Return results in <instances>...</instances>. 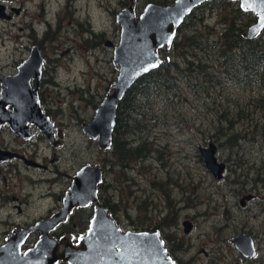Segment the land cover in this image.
Masks as SVG:
<instances>
[{"label": "rangeland", "instance_id": "rangeland-1", "mask_svg": "<svg viewBox=\"0 0 264 264\" xmlns=\"http://www.w3.org/2000/svg\"><path fill=\"white\" fill-rule=\"evenodd\" d=\"M135 1L139 15L148 3L171 5L175 0ZM224 2H218L215 10H195L178 29L172 48L161 51L170 58L160 68L166 89L158 86L151 100L141 102L139 109L149 110H141L143 121L135 126L145 130H136L131 137L141 138L150 154L126 171L109 165L110 160L114 163L111 153L101 151L84 134L82 124L92 120L116 79L113 51L104 43L118 44L115 15L127 7L128 0H5L0 4L12 15L10 21L0 18V72L15 74L35 40L43 46L41 105L63 138L57 148L42 134L23 143L25 155L34 156L50 173L25 169L17 161L4 168L12 193L20 201L27 199V223L42 220L50 207L58 206L55 194L69 191L83 165L98 164L104 170L99 199L111 208L123 232H158L167 254L180 264H264V90L225 83L215 61V45L220 44L225 24L244 33L255 17L242 12L237 2ZM10 7L19 13L10 14ZM192 64L196 68L190 71ZM233 136L239 138L235 144L229 141ZM210 143L218 149L217 161L225 165L218 182L198 150ZM50 151L58 159L49 165L45 158L52 159ZM13 168L19 172L9 170ZM249 196L253 198L244 199ZM89 215V210L74 212L75 233L85 231L81 221ZM185 221L193 225L189 234L184 233ZM240 235L253 239L254 259L243 258L232 244Z\"/></svg>", "mask_w": 264, "mask_h": 264}, {"label": "water", "instance_id": "water-1", "mask_svg": "<svg viewBox=\"0 0 264 264\" xmlns=\"http://www.w3.org/2000/svg\"><path fill=\"white\" fill-rule=\"evenodd\" d=\"M208 1L176 0L170 6L148 4L136 18L134 0H129L128 7L115 15L120 27V40L113 48L112 61L117 70L116 81L95 109L92 120L82 124L84 134L96 141L101 150L111 148L117 108L126 92L139 78L165 61L158 50L170 48L176 30L185 17ZM227 1L238 2L243 12L256 17V22L243 34L244 38L253 39L264 30V0ZM3 17L0 8V18ZM106 45L108 48L113 46L109 41ZM43 64L44 59L39 50L33 47L29 57L17 67L15 75L1 78L2 87H6L2 100L12 105L11 113L5 114V122L10 125L12 132L21 139H30L34 133L29 130L28 124L35 125L52 143L55 128L40 108L38 85L35 89L30 85L33 78L37 82L40 80ZM57 134L61 136L60 131ZM198 150L205 168L216 181H221L225 165L216 159L217 147L210 143L207 148L198 147ZM101 183L99 165L82 166L75 174L69 191L64 194L59 212L48 220L36 222L27 231L12 236L0 247V264H174L166 254L158 232L121 231L98 199V186ZM246 199H251V196ZM90 205L93 206V214L77 245L72 244L71 238L56 240L50 236L54 229L67 221L73 210ZM183 227L185 233L192 229L188 222ZM32 232L40 233L39 238L22 253L20 248ZM232 243L243 256L249 258L256 255L253 241L246 235L233 238Z\"/></svg>", "mask_w": 264, "mask_h": 264}, {"label": "trees", "instance_id": "trees-1", "mask_svg": "<svg viewBox=\"0 0 264 264\" xmlns=\"http://www.w3.org/2000/svg\"><path fill=\"white\" fill-rule=\"evenodd\" d=\"M217 4L215 1H209L203 7L215 10ZM225 25L227 29L224 30L221 36L220 44L215 45L217 47L215 61L225 78V83L250 90L258 86L264 90V32L254 39H246L243 37L244 33L237 29L235 25L231 23ZM163 66L160 68H163ZM162 71L156 70L139 78L119 103L112 145L109 150L114 163L110 160L109 165H117L126 171L131 168L133 163L146 160V157L150 154L149 148L147 146L143 147L141 138L133 141L131 137L136 130L140 132L145 130V128L135 126L143 121L141 120L143 117L141 116L140 118L141 110L146 112L149 110L146 106L141 107L140 110L141 102L146 100L145 103H147L148 100H151L159 91L158 86H166V81L161 79ZM255 130L257 131L256 128ZM238 139L237 136H233L229 141L235 144ZM106 208L109 211L111 209L109 207ZM86 210L90 212V209ZM87 221L84 219L81 222L87 225ZM80 232H83V230Z\"/></svg>", "mask_w": 264, "mask_h": 264}, {"label": "flooded vegetation", "instance_id": "flooded-vegetation-1", "mask_svg": "<svg viewBox=\"0 0 264 264\" xmlns=\"http://www.w3.org/2000/svg\"><path fill=\"white\" fill-rule=\"evenodd\" d=\"M3 1H5V0H0V4H3L2 3ZM0 8L2 10V14L4 15L3 18L7 19V21H10L12 19V15H8L6 8L3 7L2 5H0ZM135 9H136V2H135ZM197 9H198V7H197ZM8 12L10 14H12V13L18 14L19 10H16L15 8L10 7ZM193 13H194V11L191 14H193ZM191 14L187 17L188 20L191 19V17L193 16ZM106 43H107V41L104 43L105 47H107ZM33 47H36L39 50L40 55L42 56L41 51H42L43 46H41V44L35 40V43L31 47V49L28 50L29 54H30L31 50L33 49ZM165 52H168V51H165ZM163 57L165 59V61L163 62L164 67H165L166 64L170 63V58L167 57V55H164ZM42 58L44 59L43 56H42ZM44 64H45V59H44ZM194 64L191 65L190 69L188 68L190 71H193L194 68H196ZM43 66H42V71H43ZM160 66L157 69H159ZM196 66H198V64H196ZM169 67H171V65ZM154 71H156V70H153V72ZM16 73H17V70H16ZM15 74H13V75H15ZM5 76H12V75L0 72V247L4 246L12 236L19 235L23 231H27L28 229L31 228V226H33L35 224V223L30 224V223H27V221H25V216H26L25 207L27 205V199L25 198L24 200L20 201V198H18L17 196H15L12 193V190L10 189V186L7 182V178L4 176V168H10L12 162L17 161V162H21L25 169L40 168L44 171H47L48 173L51 172L50 169H48L45 165L37 163L34 156L32 158H28L25 155L26 147H24V146H26V145L23 143L24 142L25 143L33 142V140L35 138H37L41 134L42 135H44V134L41 133L35 125L28 124L29 130L31 132H33L34 135L31 139H21L17 134H15L14 132L11 131L10 125L7 122H5V114H7V113L9 114L12 111V105L10 103H5V101L2 100L3 90L6 89V87H2L1 78L5 77ZM183 77L187 80L185 75H183ZM41 80H42V73L40 76V80L37 82L33 78L30 81V85H31L32 89H35V87L38 85V99L40 101V108L43 111L44 115H46L43 108H42V105H41V93L39 91V89H40L39 83ZM2 114H3V117H1ZM58 131L59 130H56V128H55L54 133H56V134H54L52 137V143H50L47 136L44 135V137L47 139L48 144L50 146H52L53 148H57L61 144V141L63 139L62 134H61V136H58V134H57ZM19 148H21V151H18ZM151 153H152V151H151ZM50 154L52 155V159H50L49 156L45 158L47 164H49V165L53 164L58 159L57 154L55 152L52 153L50 151ZM9 170H15V171L19 172L18 168H13V169H9ZM101 171H102V178H103L104 170H102V167H101ZM54 183H57V180L52 182V184H54ZM10 191H11V194H10ZM64 194H65V192H63L61 194V196H59L58 194H55V196H54L55 197V203L58 206L57 207L56 206L50 207L46 211V216L43 217L42 220H48L50 217H52L53 215H55L59 212V210L61 209V203H62V198H63ZM51 195H52L51 193L50 194L46 193L45 197H51ZM251 198H253V196H251ZM244 199H246V197ZM244 204H245V201L243 200L241 202V207H243ZM90 207L92 208V213H93V206H90ZM90 207H88V208H90ZM92 213H91V216H92ZM71 218L69 217V219L65 223L59 225L56 229H54L50 233V236L56 240H59L62 237H68V238H71L72 244L77 245L79 238L85 233L86 229H85V231L80 232L79 235H77L78 232L75 233L76 225L71 222ZM185 222H188V221H185ZM185 222H183L182 226L184 225ZM188 223L191 224L192 229H193L192 223L191 222H188ZM192 229L190 230V232L192 231ZM189 233H185V234H189ZM39 235H40V233H38V232L29 233L27 235L24 243L22 244V246L20 248L21 252L23 253L27 249L26 248L27 246H29V248L32 247L36 243V241L38 240ZM247 237H249V236H247ZM249 238H251V237H249ZM254 249L256 252L255 247H254ZM256 255H257V252H256ZM256 255L254 257L247 258L241 254V256L243 258L249 259V260L254 259L256 257ZM169 257L172 259L174 264H180L179 261L176 260V258L174 259L170 255H169Z\"/></svg>", "mask_w": 264, "mask_h": 264}, {"label": "snow or ice", "instance_id": "snow-or-ice-1", "mask_svg": "<svg viewBox=\"0 0 264 264\" xmlns=\"http://www.w3.org/2000/svg\"><path fill=\"white\" fill-rule=\"evenodd\" d=\"M153 66H155V65H153ZM145 70H147V69H145Z\"/></svg>", "mask_w": 264, "mask_h": 264}]
</instances>
